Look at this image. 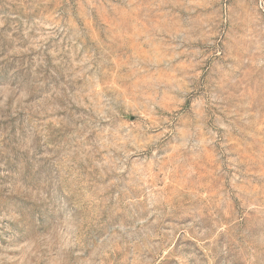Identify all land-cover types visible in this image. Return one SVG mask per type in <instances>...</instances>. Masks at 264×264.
I'll return each instance as SVG.
<instances>
[{
  "label": "rangeland",
  "instance_id": "rangeland-1",
  "mask_svg": "<svg viewBox=\"0 0 264 264\" xmlns=\"http://www.w3.org/2000/svg\"><path fill=\"white\" fill-rule=\"evenodd\" d=\"M0 264H264V0H0Z\"/></svg>",
  "mask_w": 264,
  "mask_h": 264
}]
</instances>
